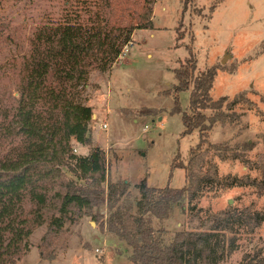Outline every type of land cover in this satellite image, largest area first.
I'll list each match as a JSON object with an SVG mask.
<instances>
[{
	"label": "rangeland",
	"instance_id": "rangeland-1",
	"mask_svg": "<svg viewBox=\"0 0 264 264\" xmlns=\"http://www.w3.org/2000/svg\"><path fill=\"white\" fill-rule=\"evenodd\" d=\"M84 2L71 9L61 0H0L1 112L12 111L18 97L19 68L35 29L52 22H78L80 14L83 21H95L100 1ZM83 8L89 12L83 14ZM102 8L105 19L116 25L145 22V0H110ZM131 39L112 68L92 69L88 87L79 90L82 102L94 108L92 146L105 151L107 180L129 183V196L119 207L135 214L134 204L141 197L138 184L144 180L153 188L185 186L186 171L177 163L188 165L199 133L184 135L182 115L190 111L191 90L176 91L175 71L194 60L196 75L217 70L210 95L214 101L227 98L226 119L218 122L203 146L202 173L211 179L208 187L155 227L172 238L181 231L205 230L214 219H228L226 234L236 246L220 264L264 263V221L256 228L248 222L264 214V187L259 186L264 179V0H157L150 26L135 30ZM74 150L89 152L80 146ZM8 151L2 147L0 158ZM233 179L256 183L231 188ZM99 210L105 220L108 208ZM46 227L30 236V248L17 264H133L124 253L125 243L90 217L67 224L50 242L42 241ZM231 227L233 232H227Z\"/></svg>",
	"mask_w": 264,
	"mask_h": 264
},
{
	"label": "trees",
	"instance_id": "trees-1",
	"mask_svg": "<svg viewBox=\"0 0 264 264\" xmlns=\"http://www.w3.org/2000/svg\"><path fill=\"white\" fill-rule=\"evenodd\" d=\"M61 1L71 9L85 5L84 0ZM94 1H100L95 21H83L80 14L78 22H52L35 29L19 68L13 112L0 111V149L9 147L0 158V264H17L37 228L47 226L42 241L50 242L67 224L84 217L125 243L124 253L133 264H220L236 246L226 234L228 219H214L205 230L181 231L172 238L164 228L155 227L156 222L168 220L176 206L200 198L211 181L202 173L203 146L218 122L226 119L227 101L226 97L214 101L210 95L217 70L196 75L195 61L188 60L175 71L176 91L191 90L190 111L182 115L184 135L199 133L188 165L177 163L186 171L185 186L153 188L144 180L138 184L141 197L134 204L135 214L119 207L120 200L129 196V183L107 180L105 151L92 146L94 108L82 102L79 90L88 87L92 69L112 68L133 43L135 30L150 26L157 0H145V22L135 26L107 21L102 6L108 7L110 0ZM206 110L216 115L209 117ZM75 146L87 147L89 152L77 154ZM214 147L228 151L225 146ZM238 158L234 155L233 160ZM255 183L233 179L230 187ZM259 186L264 187V179ZM102 206L109 210L105 220ZM250 221L249 226L256 228L264 214L257 213Z\"/></svg>",
	"mask_w": 264,
	"mask_h": 264
},
{
	"label": "built area",
	"instance_id": "built-area-1",
	"mask_svg": "<svg viewBox=\"0 0 264 264\" xmlns=\"http://www.w3.org/2000/svg\"><path fill=\"white\" fill-rule=\"evenodd\" d=\"M126 51H127V48H126ZM126 51H125V52H126ZM107 127H108V126H107V125H105V124H104V125H102V128H103V129H107ZM97 251H98V250H97Z\"/></svg>",
	"mask_w": 264,
	"mask_h": 264
},
{
	"label": "water",
	"instance_id": "water-1",
	"mask_svg": "<svg viewBox=\"0 0 264 264\" xmlns=\"http://www.w3.org/2000/svg\"><path fill=\"white\" fill-rule=\"evenodd\" d=\"M228 56H229V55H226L225 59H226ZM225 59H224V60H225ZM224 60H223V61H224ZM223 61H222V62H223Z\"/></svg>",
	"mask_w": 264,
	"mask_h": 264
},
{
	"label": "crops",
	"instance_id": "crops-1",
	"mask_svg": "<svg viewBox=\"0 0 264 264\" xmlns=\"http://www.w3.org/2000/svg\"><path fill=\"white\" fill-rule=\"evenodd\" d=\"M92 224V223H91ZM82 227H83V225H82Z\"/></svg>",
	"mask_w": 264,
	"mask_h": 264
}]
</instances>
